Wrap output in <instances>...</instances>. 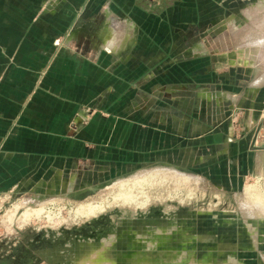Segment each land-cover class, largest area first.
I'll use <instances>...</instances> for the list:
<instances>
[{
	"label": "rangeland",
	"instance_id": "1",
	"mask_svg": "<svg viewBox=\"0 0 264 264\" xmlns=\"http://www.w3.org/2000/svg\"><path fill=\"white\" fill-rule=\"evenodd\" d=\"M139 2L150 16L145 42L159 46L147 70L116 92L118 130H132V151L91 161L76 184L0 195V263L264 264V165L237 178L225 156L203 147L244 141L264 152V119H252V68L237 42L264 14V0ZM163 130L186 151L211 136L196 141L197 157L142 153L141 143L164 141ZM128 159L130 166L121 162ZM96 206L103 212L87 210Z\"/></svg>",
	"mask_w": 264,
	"mask_h": 264
},
{
	"label": "crops",
	"instance_id": "2",
	"mask_svg": "<svg viewBox=\"0 0 264 264\" xmlns=\"http://www.w3.org/2000/svg\"><path fill=\"white\" fill-rule=\"evenodd\" d=\"M149 18L139 0H0L1 196L76 184L91 161L117 160V148L128 157L133 133L120 136L116 92L158 55L159 44L150 47L143 36ZM252 102V119L262 121L264 88L254 89ZM100 109L108 113L103 118ZM206 133L190 139L187 151L180 136L164 130L162 143L139 149L196 155V141L210 138ZM221 141V147L205 142L204 150L225 156L237 178L264 165L263 145L252 152L244 141L237 147Z\"/></svg>",
	"mask_w": 264,
	"mask_h": 264
},
{
	"label": "clouds",
	"instance_id": "3",
	"mask_svg": "<svg viewBox=\"0 0 264 264\" xmlns=\"http://www.w3.org/2000/svg\"><path fill=\"white\" fill-rule=\"evenodd\" d=\"M238 47L242 56H247L248 66L252 68L250 89L264 88V14L250 25L248 30L241 31L237 36ZM237 99L235 95L231 97Z\"/></svg>",
	"mask_w": 264,
	"mask_h": 264
},
{
	"label": "bare ground",
	"instance_id": "4",
	"mask_svg": "<svg viewBox=\"0 0 264 264\" xmlns=\"http://www.w3.org/2000/svg\"><path fill=\"white\" fill-rule=\"evenodd\" d=\"M128 201H132V200H130V199H128ZM133 202V201H132ZM131 203V202H130ZM146 204V203H145ZM142 206H143V204H142ZM90 207V206H89ZM97 207V208H96ZM96 207H94L93 209H87L89 212H95V211H97V215L103 210V206H96ZM86 210V209H85ZM86 210V211H87ZM30 213H27V215L29 216V218H33V215H36V216H38V217H40L41 215H42V212H43V209L42 208H39V209H34V211H29ZM103 212V211H102ZM78 214L80 215V210H79V212H78ZM89 214V213H88ZM24 215H26L25 213H24ZM23 215V216H24ZM26 215V216H27ZM22 216V215H21ZM32 218L29 220V219H25L27 222H30L31 220H32ZM24 220V219H23Z\"/></svg>",
	"mask_w": 264,
	"mask_h": 264
},
{
	"label": "flooded vegetation",
	"instance_id": "5",
	"mask_svg": "<svg viewBox=\"0 0 264 264\" xmlns=\"http://www.w3.org/2000/svg\"><path fill=\"white\" fill-rule=\"evenodd\" d=\"M23 262V263H22ZM12 263L13 264H36V262H33V261H20V260H16V257H13L12 258ZM0 264H10L8 263V261H3L2 263Z\"/></svg>",
	"mask_w": 264,
	"mask_h": 264
}]
</instances>
